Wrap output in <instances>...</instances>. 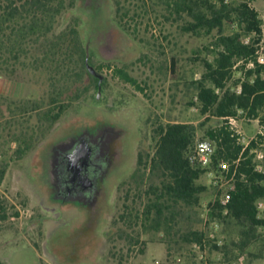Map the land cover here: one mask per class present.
<instances>
[{
	"label": "rangeland",
	"instance_id": "rangeland-1",
	"mask_svg": "<svg viewBox=\"0 0 264 264\" xmlns=\"http://www.w3.org/2000/svg\"><path fill=\"white\" fill-rule=\"evenodd\" d=\"M102 1V0H101ZM217 1V0H216ZM150 14L119 24L114 0H104L102 19L110 23L112 54H101L90 46L93 67L104 76L105 85L98 98V89L92 88L86 97L75 102L54 125L38 145L18 159L16 141L10 140L3 131L4 120H0V160L7 157L10 165L0 184V201H4L7 219L0 220V261L4 264H241L244 256L255 260L264 255V227L251 228L248 223L231 219L211 220L209 212L216 199L228 190L226 185L218 189L213 184L209 171L200 182L209 189L197 208V228L204 232V252L195 251L193 244L182 250L175 247L168 254L162 234L142 233L139 243H129L127 232L136 236L140 226L128 228L120 219L125 206H138L133 202V192L127 198L130 180L137 166L135 155L153 152V129L157 124L185 122L198 124L203 120L194 106L189 105L191 92L185 85L199 79L204 68L194 61V52L204 44L205 38L182 33L181 22H167L154 18L163 7L157 0H145ZM2 0H0V5ZM138 0H121V5L132 11L140 8ZM264 22V0H251ZM154 7V8H153ZM153 8V9H151ZM77 23V28L86 44L92 37L89 14L80 1L74 8L58 17L53 35ZM122 24V25H121ZM137 27V28H136ZM136 28V31H135ZM264 32V24H263ZM50 34V38L53 36ZM46 42L29 41L28 54L19 62L0 56V94L19 100L42 96L48 90V75L42 69L31 66L40 57ZM260 53L264 56V37ZM206 55L202 52L201 56ZM178 59V72H171V58ZM209 59L212 57L207 56ZM127 66L128 74L137 80L144 91L124 81L116 69ZM90 123H81L82 120ZM80 121L75 124V121ZM215 120V119H214ZM217 120L211 121L216 125ZM34 119H31V123ZM113 122L123 125L125 130L124 163L114 171L107 186L104 209L96 227L90 230L87 215L77 206H62L51 194L50 183H55L59 172L58 156L69 152L77 144L82 129L99 123ZM234 128L245 136H255L259 122L240 118ZM197 138H203L198 131ZM53 142L48 152L39 156L48 143ZM41 154V153H40ZM42 160L44 167L42 166ZM102 163V160H98ZM107 164V163H106ZM133 166V167H132ZM220 195V196H219ZM264 212V209H261ZM18 213V214H16ZM219 228L213 232L212 222ZM213 232L214 238H210ZM121 235L123 237H121ZM243 240V243H242ZM6 242V243H5ZM242 244V246H241ZM214 245L217 247L215 248ZM143 248V251L140 249ZM264 259V256L262 257Z\"/></svg>",
	"mask_w": 264,
	"mask_h": 264
},
{
	"label": "trees",
	"instance_id": "trees-1",
	"mask_svg": "<svg viewBox=\"0 0 264 264\" xmlns=\"http://www.w3.org/2000/svg\"><path fill=\"white\" fill-rule=\"evenodd\" d=\"M77 1L80 0H2L0 5V56L6 55V64L11 60L19 62L26 56L29 41L46 42L41 56L31 66L48 75V90L37 98L19 100L0 94L3 131L18 143L15 150L18 159L34 149L75 102L86 97L92 88L98 89V79L86 68L87 60L93 66L91 50L82 39L77 23L53 35L58 17L74 8ZM114 1L119 24L126 25L150 14L145 0H138L140 9L133 10L132 14L130 8L121 5V0ZM157 1L156 6L163 9L160 13L153 10L155 19L181 22L182 33L208 41L194 52L193 60L200 61L204 68L200 78L185 85L191 92L189 105L197 109L203 120L198 124H157L152 135L153 152L138 154L135 171L126 182L130 186L127 198L133 192V202L138 206L131 209L126 205L120 219L128 228H142L136 231V236L123 234L132 245L139 243L142 233L162 234L169 254L174 247L180 251L195 242L202 243L205 237L197 228V208L209 189L200 182L209 169L189 160L198 131L203 132L202 139L214 144L212 169L222 160H239L227 190L229 201L223 206L218 197L209 212L210 219H231L246 222L251 228L264 227V212L258 208L260 202L264 203V159L263 169L257 170L258 162L251 152L264 142V136L256 134L244 149L228 120L230 117L257 120L264 129V63L259 61L264 22L251 0ZM100 14V7L89 14L93 30L100 24ZM202 52L206 55L201 56ZM170 65L171 72L177 74L176 57L171 58ZM101 68L97 67L96 71ZM115 71L124 81L144 91L128 74L127 66ZM214 119L216 125L211 123ZM80 121L76 120L75 124ZM84 122L91 121H81ZM52 143L40 151L42 159ZM42 164L44 167L43 160ZM9 165L7 157L0 160V184ZM233 170L232 166L231 173ZM4 203L0 201V220L8 217ZM225 208L229 210L227 215L223 214ZM0 264L4 263L0 261Z\"/></svg>",
	"mask_w": 264,
	"mask_h": 264
},
{
	"label": "flooded vegetation",
	"instance_id": "flooded-vegetation-1",
	"mask_svg": "<svg viewBox=\"0 0 264 264\" xmlns=\"http://www.w3.org/2000/svg\"><path fill=\"white\" fill-rule=\"evenodd\" d=\"M103 4L104 0H80V5L88 14L93 13L99 7L102 10ZM99 23L94 30L91 25L92 37L87 41L89 48L94 46L102 55L112 54L114 56L117 51L112 49L113 41L109 37L111 29L108 30L110 23L104 19H101ZM125 130L123 125L113 122L87 126L77 134L80 138L73 149L58 156L56 166L61 168H59L55 183L49 185L51 194L62 206H77L84 210L90 230L95 229L104 209L107 186L114 171H117L124 163ZM81 141L89 144L90 157H80L77 166L67 168L66 156ZM135 158L137 161L138 153ZM99 159L102 163H99ZM3 246L0 245V247Z\"/></svg>",
	"mask_w": 264,
	"mask_h": 264
},
{
	"label": "built area",
	"instance_id": "built-area-1",
	"mask_svg": "<svg viewBox=\"0 0 264 264\" xmlns=\"http://www.w3.org/2000/svg\"><path fill=\"white\" fill-rule=\"evenodd\" d=\"M260 51H259V61L261 63H264V56L260 53ZM228 120H229V124L231 125L232 129L235 131L236 135L238 136L239 142L245 149L249 145V143L253 139H255L256 135L247 138L241 130L234 128L235 123L238 120L237 117H230L228 118ZM257 134H261L262 136H264V129L260 127ZM214 152H215V147H214V144L210 140L196 139L194 148L189 154V160L191 161L192 164L196 166H199L203 169H209L210 170L209 175L213 178V184L216 185L218 189H222L226 185L229 188V186L231 185V182L234 179L239 160H235L233 162L222 160L218 163L216 169H212ZM251 152H253L256 156V160L258 162L257 170H262L263 168H262L261 162L264 159V142L259 144L258 147L252 150ZM232 166L234 167V170L231 173ZM230 173H231V176L228 177ZM229 198L230 196H229L228 191H224L221 194L220 203L223 206H226L229 201ZM258 208L260 210L264 209V203L260 202L258 204ZM228 213H229V210L225 208L223 210V214L227 215ZM211 224H212V229H213L212 231L215 232L219 228V224L216 221H213ZM213 232L210 233L209 235L210 238L215 237ZM205 243H206L205 239L202 241V243H197V242L193 243V247L195 251L204 252V248L206 246ZM238 260L242 264L244 260V256H240Z\"/></svg>",
	"mask_w": 264,
	"mask_h": 264
},
{
	"label": "water",
	"instance_id": "water-1",
	"mask_svg": "<svg viewBox=\"0 0 264 264\" xmlns=\"http://www.w3.org/2000/svg\"><path fill=\"white\" fill-rule=\"evenodd\" d=\"M86 68L92 76H94L95 78L98 79V95H97V97L99 98L100 94H101V89H102V82L104 81V76L101 73H99L98 71H96V69L88 63V60L86 61ZM90 151H91V149L89 147V144L86 141H81L75 147V149L66 156L67 168L77 166L80 157H84V158H87L88 156L90 157V155H89Z\"/></svg>",
	"mask_w": 264,
	"mask_h": 264
},
{
	"label": "crops",
	"instance_id": "crops-1",
	"mask_svg": "<svg viewBox=\"0 0 264 264\" xmlns=\"http://www.w3.org/2000/svg\"><path fill=\"white\" fill-rule=\"evenodd\" d=\"M257 121V120H256ZM242 243H243V240H242ZM262 245V248L264 250V244H261ZM242 246V244H241ZM264 255L262 254L260 258H257L255 260H247V262L245 264H264V259L262 258Z\"/></svg>",
	"mask_w": 264,
	"mask_h": 264
}]
</instances>
